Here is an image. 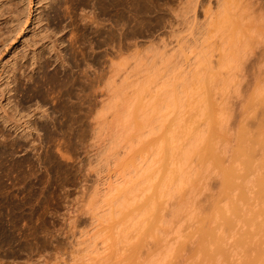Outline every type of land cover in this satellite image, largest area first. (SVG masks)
I'll list each match as a JSON object with an SVG mask.
<instances>
[{"label":"rangeland","instance_id":"rangeland-1","mask_svg":"<svg viewBox=\"0 0 264 264\" xmlns=\"http://www.w3.org/2000/svg\"><path fill=\"white\" fill-rule=\"evenodd\" d=\"M42 1L39 0L37 3V0H32L33 3L31 2L30 6L28 5L26 23L22 26V32L19 31L14 36L15 38H11H14L13 41L10 39V42L8 41L5 46L4 43L6 42L1 41L0 37V43L4 44L2 48L0 47V60H2L0 64V104L2 101L4 103L1 89L6 81V77L2 72V64L5 61H11L15 55L20 57L25 51L30 54V50L33 48L37 49V47L41 53L47 50L51 51L52 49H49L52 44L51 40L53 43L55 41V44H53L55 47H52L53 45L51 47L56 49V52L54 49L52 52L58 53L57 51L61 48L60 52L68 60L66 61L67 64H64L65 68L63 66L62 68L59 62L52 61L54 58L51 57L47 60L48 56L44 55L43 65L41 64V68L35 70L33 77L40 79V77L44 76L43 80L48 82L51 80L49 83L43 82L45 83V86L43 84L45 89L42 90L44 97H47L46 99L42 98V101H44V108H47L46 111L48 110V118L46 120H38L41 125H39L40 129L37 134L32 131L28 139L18 138L14 141L13 147H10V150L14 151L11 156L8 154L9 157L7 158V153L0 155V167L5 169L4 171L0 168V181L3 183L5 180L3 185L12 183L13 187H10L12 190L10 188L8 190L13 192L15 199L23 198L24 196V201L26 202L24 214L28 220L22 232L20 223H7L6 220L12 217L8 210L0 211V217L2 216L6 222L5 228L3 230L0 228V236L4 234L8 237H14L13 239L10 238V241L0 240V264H199L200 261L208 263L209 260L207 261L206 258L202 260L203 257L199 258L198 254L202 253L198 252V248L201 247L198 246L202 244L205 238L203 237L205 236L204 232L201 233L200 231L204 227L201 225L205 224L201 220L206 214H210L214 210L215 207L213 208L212 204L214 205L215 200L221 206H227L228 200L226 197L223 198V196H227V191L225 192L221 184L223 183L221 182L222 171H220L222 166L219 168L215 164V160L211 159L209 155H205V147L210 142L218 151L221 162L223 160L227 167L230 162L232 164L235 160L234 151L236 143H238L239 135L237 137V134L238 130H240L239 127L240 125H246L248 127L243 128L245 130L249 128L250 139L255 141L254 139L257 137L256 144L254 143L256 145L254 148L257 150H253V153L255 152L253 157L256 161H259L262 157V148H264V142H262L264 134L262 136L263 130H261L264 129V64L261 62L264 61V56L261 60L262 56L259 57L254 54L253 56L257 57L255 62L252 61L255 57L252 58L251 56L244 63V68L233 73L234 76H231L233 79L229 80L230 83L227 84L225 82L226 85L224 82L222 83V80L228 81L230 76L228 78L226 76L227 80L225 79V74H227L225 70L218 71L215 67L208 70V73L205 74L206 76L204 75L205 78L203 76L199 82L194 81L191 84L189 94L179 95L180 102L172 110L171 108L169 109L168 115L164 119L162 118L163 120L161 119L154 125L148 126L149 128L143 127L141 132L136 130L133 118L129 117L128 123L130 121L135 127H131L132 125L130 123L128 125L126 121L127 127H123H130L128 135L131 133V137L129 135V139L126 142L125 135L127 134L123 132L124 129L121 130L120 128V125H123L122 122H124L120 111L123 108L125 109L123 106H126L125 104L128 105V102L131 104V106L128 105L131 108L129 113L132 111V113L137 112L139 114L141 109L143 110H141L142 112L149 111L147 110L150 109L148 108L149 104L160 87L162 79L146 84L144 90L146 92L142 91L143 94L142 92L140 94V88L136 87L139 84L142 86V81L145 82L148 75L150 76L151 73L149 74L148 67L150 68L154 64L157 67L161 66L157 61V56L167 54L165 50L169 52V49L173 48L172 46H174L177 36L181 38L186 33H179V31H176L178 33H170V25H168L175 20L173 10L176 8L178 11V8L183 6L181 4L182 0H124L123 5L122 3L116 4L110 0V3L107 2L105 10H102L103 13H101V9L104 6L100 4H95L92 7L95 11L91 7H85L84 11L91 9L94 13L91 16L92 18L88 17L84 20L80 16L83 14L82 11L80 12L83 6L80 8L76 1V3L69 1L63 6L62 3L58 5L56 1L50 8H41ZM260 2L264 3V0H260ZM125 3L126 5H124ZM99 5L102 6L100 9H98ZM38 11H42L44 14L47 13V16L44 15L46 18L43 16V21L39 25L36 23ZM197 11V17L202 19V10L199 8ZM262 12H264V9ZM257 13L255 12L254 16ZM259 13L254 19H252L253 14L251 17H238L240 18V20L237 18L239 20L238 25L241 27L240 30H242L240 32L245 34L247 32L253 35L255 31H252V33L249 30H245L248 29V24L259 23L255 21L257 17L262 15L261 11ZM104 16L105 19L103 18ZM243 21H246L247 25ZM3 25L1 23L0 31L5 29ZM37 27L38 29H44V31L35 34ZM179 27L176 28L174 26L176 29ZM248 27L251 28L249 25ZM34 29L36 30L34 31ZM253 29L255 30V28ZM259 36H255L256 38L254 39L253 37L251 38L253 45L258 38H260L258 41L262 40L261 36ZM59 40L64 41L63 45H60L61 42ZM172 40H174V43ZM35 42L36 44H34ZM48 42H51V44H48ZM102 42H104L103 45ZM27 44H31V47L27 46ZM40 45L42 46L40 47ZM43 45L47 50L42 48ZM256 51L258 53L259 50ZM85 56L90 61V67L88 68L89 79L92 85L94 84L88 89L80 83L82 78L80 80L78 78L82 76L81 74L79 75V72L82 73V67L84 68V59L82 57ZM20 58H17V60L19 59L18 64L24 65L23 68L28 71L31 63L29 57L21 58L22 60ZM78 63H80V67H77L79 66L77 65ZM118 65L121 67L120 74L115 76V78L107 79L108 81L103 80L101 83L103 86L98 82L99 85L96 87V80L101 72L100 70L104 71L105 69V76L110 77L115 73L113 67L116 68ZM79 69L81 70L78 71ZM67 70L72 71L71 73L69 72L71 75L77 71L76 73L79 76L73 75L71 77ZM55 75L57 76L56 78ZM33 77L27 79L21 76L19 84L22 87L20 88L19 85L17 92L12 91L10 93L12 95L14 93L17 94L16 99L18 97L17 100H20L24 106L32 104L34 101L32 97L36 93L34 92L35 79ZM62 77L64 82L61 85L64 84V86H59L60 82H62L60 80ZM219 77L221 78L219 79ZM47 78H50V80ZM70 82H74V84L72 85ZM79 84L83 86V88L80 86L82 90L79 89ZM107 85L106 91L105 86ZM99 86L101 88L104 87V90L102 89L99 92L101 90V88L99 90ZM115 89L118 90L116 91ZM105 91L108 92V95L105 94ZM123 91L125 94H123ZM68 92H70V95H68ZM102 92L106 95L105 97H102ZM113 92L118 93L117 97H115L116 95ZM138 94H140V98ZM99 95L101 96L99 97ZM100 98L107 105L113 102L112 110H105L104 106L107 105L103 104L102 108L105 110L103 112ZM132 98H135L134 101L137 100L135 101L137 103ZM139 99H142V102H140L141 100L138 101ZM139 102V106H142L141 108L138 106L140 109L135 107ZM60 103L62 104L60 105ZM115 103L118 106H115ZM71 105H74V110H69V108H72ZM144 105H148V107H144ZM88 108L91 110H87ZM133 108L136 109L134 110ZM90 111H92L91 115ZM212 117L217 120V125L212 124ZM119 118H121V122L118 121ZM116 121L117 123H115ZM114 126L116 127L114 128ZM213 126H216L214 128H217V132L213 130ZM3 127L4 125L0 121V129L7 136L6 141H10L13 137H16L14 136L15 134L19 133V131H14V128ZM120 130L121 133L125 134H121V136L124 135L125 140H122L121 137L119 138V141L121 139L123 143L119 142V146H116L115 151L109 144V136H112V133L114 135L115 131L120 132ZM258 135L260 137L259 142H257V139H259ZM261 136L263 139H261ZM35 138L36 141L34 140V142L30 143ZM3 139L1 137L0 141H3ZM35 144L36 147H34ZM106 144L113 152L106 153ZM6 148L8 149L9 147L3 145L2 149L6 150ZM103 148H106V150L104 149V151ZM38 152H41V162L39 164L37 161L35 162ZM100 152L114 154L113 156L111 154L106 156V154ZM101 154L105 156L102 157ZM262 160L264 159L262 158ZM11 161H15L14 168L11 167L13 165ZM105 161L106 164L104 163ZM99 162L100 164H98ZM221 162L220 165L223 164ZM145 163L149 165V169L145 166L147 165ZM15 164L19 165V167L16 165V168ZM238 166L240 167V165ZM141 167L146 168L140 170ZM9 168L12 169L9 170L8 174L6 169L8 170ZM138 169L140 172L145 171L146 178L144 175L143 177L146 180L137 190L135 197L133 198L134 195L131 197L133 200L129 198L132 202L130 201L122 212L107 216L105 207L109 203L106 202V205H103L104 200L101 202L103 196L106 199L104 194L109 192V187H124L127 182L130 185L132 182L139 180L140 175L136 173ZM244 171H241L244 175L246 174V176L242 174L244 179L252 182L254 173L259 170H253L256 171L253 172V175L251 174L252 171H248L249 173L247 171L244 173ZM38 175L41 176V184L37 183ZM8 177L11 178L9 179ZM143 177L141 178L143 179ZM37 184L41 187L40 191ZM251 187L253 186L251 185ZM254 190L252 188L249 191L250 195H252ZM228 191L229 195H236L235 193L237 192L235 188ZM113 197H118V195ZM38 203L41 204L40 208L37 207ZM94 203L98 205L94 206ZM256 206L258 205L255 204ZM96 207H98V210H96ZM90 211H93V215H91ZM94 216L96 217L95 220L93 219ZM213 217L210 222L215 218ZM205 219L203 220L206 222L209 220ZM213 223L215 224V222L206 224L210 226L214 225ZM218 223L216 224L219 226ZM218 228L222 229L221 226ZM226 231L227 234L225 235L224 232ZM226 231H223L224 235L222 236H226V240L230 239L228 242L231 243L229 244L232 246V250H235L232 256L237 259L240 256L233 243L234 237L229 236L232 234L231 231ZM93 236L97 237V249L93 254L86 257L82 248ZM199 240L202 241L200 242ZM225 242L228 244L227 241ZM77 243H81V246H78ZM229 244L228 247H230ZM75 249L76 252H73ZM68 250L69 253L71 251L70 255ZM230 253L232 254L231 251ZM216 254L213 256L215 257L214 260L220 259L221 262H219L221 264H224V260L227 264H232L234 261L231 255L232 263H228V261H231L229 258L225 259L223 257L221 259L220 255Z\"/></svg>","mask_w":264,"mask_h":264},{"label":"bare ground","instance_id":"bare-ground-1","mask_svg":"<svg viewBox=\"0 0 264 264\" xmlns=\"http://www.w3.org/2000/svg\"><path fill=\"white\" fill-rule=\"evenodd\" d=\"M56 1L58 2V5H59V3L60 4L62 3V6H63V4L66 5V3L69 2V1H74L73 3L77 2V4L80 5V8L83 6L82 10H80V12L82 11L83 14H81V15L79 14V15L82 16L81 18L84 20V19H86L88 17H91L93 15L94 12L91 9H94L92 7L95 6V4H100V5L104 6V7H102V6L99 5L100 7L98 8V9H100L102 7L101 13H103L102 10L103 11L105 10L107 2H109L110 0H43L42 4H41V8L42 7H44V8H48L49 7L50 8L52 6V4L55 3ZM111 1H114L116 4H121L122 3V5H123V1L124 0H111ZM204 1L205 0H182L181 4H183V6H181V8L179 7L178 11L176 10V8L173 10L174 14H175V17H174L175 20L172 23L169 21L170 24H168V25H170L169 26L170 33L171 32L175 33L176 31H179V33H182V32L183 33L186 32V33H184V35L181 36V38H178L179 36H177V38L175 39L176 41L172 40V42L174 41L176 43V45L173 42L174 43V46H172L173 48L169 49L170 50L169 52L167 50H165V53H167V54H164V55L161 54V55L157 56V61H158V63L161 66L157 67L156 64H154V65H151L150 68L148 67L149 74L151 73L150 76L148 75V77L146 78L145 82L142 81V83H143L142 86H140V84H139L138 85L139 87L138 86L136 87V88H140L139 89L140 90L139 93L141 94V92L145 90L146 84L153 83V82H155L158 79H162V81L160 83V87L157 89L155 95L153 96V98L151 100V103L149 104V107H148V105L147 106L144 105V107L150 108V109H147V110H149L147 112H150V113L142 112L143 110L141 109L142 111L140 110V112L142 114L139 113L140 115L137 112L136 113L138 115L135 112H134L135 113L134 114V113H132V111H130V113H132V114H130L129 113V109L131 110V108H130L131 104H129L130 102H128V105H130V106L125 104L127 107L123 106V104L120 103V104H122L123 107H125V109L122 107L123 109L120 111L121 112L120 115H122V118H123L122 121H124V122H122L123 125H120V124L119 125L121 126L120 127L121 130L124 129L123 132L125 134L128 135L129 130H130V127H128V128H124L123 127V126L127 127L126 126L127 124H125V123H126V121L128 123V118L129 117L133 118V123L136 126V130L138 132L139 131L141 132L143 130V127H148V126L150 127V126L154 125L157 121H159V120L161 121L162 118L164 119L165 116L168 115L169 109L171 108V110H172V108H175V106L178 105V102H180V99L178 98L179 95L180 94L183 95V94H186V93L189 94L190 93V86H192L191 84H193L194 81L199 82L203 78V76L206 73H208V70L214 69L213 67L217 68L218 71L219 70H225L227 72V74H225V79H226V76H227V78L230 76L229 79H228V81H229L230 79H233V77H231V76H234L233 73L236 70L244 68L243 67L244 63L251 56H252V58L255 57L254 60L250 59V60H252L254 62H255V60L257 58L256 56H259V57L262 56L260 59L261 60L263 59V56H264V34H263L264 33V27H263L264 26V14H263L264 12H262L263 9H264V5H263L264 3L263 2H260V0H255L256 2L252 1V0H206V2H204ZM31 2H32V0H0V25H1V23L4 24L3 26L5 28L3 31H0V37H1V41H5L6 42V43H4L5 46H6L7 42L12 37L16 36L17 33H19V31L22 30V28H23L22 26L24 25V23H26L25 21L27 20L26 9H27L28 5ZM38 2H39V0H37V3ZM124 5H126V3ZM85 7H91V9H89L88 11H84ZM136 7H137V5H136ZM199 8H200V10H202V16H201L202 19H199L197 17V15H196V13L198 12L197 9H199ZM65 9H66V7H65ZM72 10H74V9H72ZM94 11H95V9H94ZM259 11H261L262 15L257 17L256 20H255V21H258L259 23L256 22L254 25L248 24L252 29L248 27V25L245 23L246 21L245 22L243 21L247 25V28H248L246 30L243 28L245 31H247V30H249V32L250 31L251 32L255 31L256 33L254 32V34L252 35V34H249L247 32H246V34L243 33V32H240L242 30H240L241 27L238 25V23H239L240 18H242L241 16H243V17L244 16L251 17V15L253 14V16H252L253 18L252 19H254L255 16L260 14ZM255 12H258V13H257V15L254 16ZM69 13H70V11H69ZM96 13H98V12H96ZM119 13H121V12H119ZM46 14H44V12H42V11H38L37 12V14H36V23L38 25H39V23L41 21H43L42 17L44 15H46ZM2 17H3V19H1ZM238 17H240V18H238ZM91 18H89V19H91ZM103 18L105 19V16ZM250 21H249V23H250ZM71 23H72V20H71ZM96 25H97V23H96ZM251 25L252 26L256 25V26L252 27ZM174 26H176V28L179 27V26L180 27L178 29H176V28H174ZM256 27H257V30H256ZM39 28H41V27H39ZM253 28H255V30ZM82 29H83V26H82ZM35 30L36 29H34V31ZM41 31H44V29H38V27H37V30L34 33L36 34L37 32L39 33ZM45 32H46V30H45ZM99 32H101V31H99ZM105 32H104V34L106 35ZM176 33H178V32H176ZM258 35L261 36L262 40L258 41L260 39V38H258V40L256 42L254 41L255 43L253 45L252 44L253 42L251 41V38L253 37V39H254V38H256L255 36L258 37ZM101 36H104V35H101ZM101 36H100V38H101ZM14 38L11 39V41H13ZM104 39H102V40H104ZM59 41L61 42L60 45H63L64 41H61V40H59ZM51 42H52V44H51ZM51 42H48V44H51L49 46V49H52L51 51H48L44 47V45H45L44 44L42 48H45V50H47V51L41 53V51L37 47L39 45L36 46L37 49L33 48L35 46L34 45L32 47L33 49L30 50L31 51L30 54H28L29 53L28 51H25V53H23V55H21L22 57L20 56L22 59L24 57H26V56L29 57L31 63H30V66L28 65L30 67V68L28 67V69H29V70L27 69L28 71H26V69L23 68L24 65L22 66V65L18 64V60L19 59L17 60V58H20V57L19 56L16 57V55L15 56L13 55L14 57L12 58L11 61L7 60V61H5L2 64V68H3L2 72L4 73V75L6 77V81L3 83V88L1 89V91H2V100H4V103L2 101L1 104H0V121H1L2 125H4L5 128H7V127L14 128V131H19V133H20V134L18 133L19 135L15 134L14 136H16V137H13L10 141H6L7 136H6L5 132L2 129H0V133H1L0 134V138L1 137L4 138L3 141H0V143L2 145V147L0 148L1 149L0 155H3L5 153H7L6 154L7 158L9 157L8 154H10V156H11L12 153L14 152V151L10 150V147H13L14 141H16V139H18V138H27L28 139V137H30V135L32 134V131L36 132V134H37L39 129H40L39 125H41V124L38 123V120H46L48 118V110L46 111L47 108L46 109L44 108L45 107L44 104H43L44 101H42L43 100L42 98L46 99L47 97H44V94L42 93V90L45 89V88H43V84L45 86V83H43V82L49 83L51 80H50V78H47L48 80H50L49 82L43 80L42 79L44 77V76H42L43 74L41 75L42 77H40V79L39 78L35 79L33 77L34 73H35V70H38L39 68H41V64H42L43 59L45 57L44 55L48 56L47 60H49V58H51V57L54 58V59H52V61L54 60L55 62H59L61 67L62 66L64 67V64H67L66 61H68V60H66L67 58L65 59L64 58L65 56L60 52L61 48L59 49V51H57L58 53H55L56 49L52 48V47H55L53 45V44H55V41L53 43V41L51 40ZM70 42H71V40H70ZM106 42H105V44H106ZM103 43L104 42H102V45H103ZM163 43H164V41H163ZM4 44H1L0 47L2 48V46ZM34 44H36V42ZM165 44H167V42H165ZM30 45L27 44V46H30ZM41 46L42 45H40V47ZM165 46H169V45H165ZM5 49H6V47H5ZM53 49L55 50L54 53L52 52ZM38 50H39V52H37ZM256 50H259L258 53H257ZM72 53H75V52H72ZM0 54H1V51H0ZM64 54H65V52H64ZM254 54H256V56H253ZM80 55H82V54H80ZM84 55H86V54H84ZM73 57H75V56H73ZM21 58H20V60H22ZM82 58L84 59L83 60L84 61L83 62L84 63L83 64L84 68L82 67V73L79 72V75L81 74L82 76L78 77V78H79V80H80V78H82V80H80V83L86 89H88V88L94 86V84L92 85V83H91V81L89 79V75L90 74L88 72V68L90 67V65H89L90 61H89V58H87V56L82 57ZM45 60H46V58H45ZM52 61H51V63H52ZM1 62H2V60H0V64H1ZM75 62H77V61H75ZM258 62H260V61L258 60ZM19 63H20V61H19ZM261 63L264 64V61H262ZM52 64H54V63H52ZM77 65H79L77 67H80V63H78ZM83 65L81 64V66H83ZM113 68H114V72L115 73L112 76L107 77V75L105 76L106 73H104L105 69L102 67V69H104V71L100 70L103 73L102 74H101V72L99 73V75L97 77V80H96V83H97L96 87H98V85H99L98 82L101 85L103 80H107L109 78L110 79L111 78H115V76H118L120 74L119 73L121 71L120 65L116 66V68L115 67H113ZM80 70L81 69H79L78 71H80ZM16 71H17V74H16ZM54 71H56V70H54ZM69 72H70V70L68 71V73ZM76 72H75V74H77ZM57 74L59 75V73H57ZM75 74H73V75L74 76H79L78 74L77 75H75ZM56 75H55V78L57 77ZM73 75H71V77ZM21 76L25 77L27 79H30L32 77L35 79L34 80V86H35L34 92L36 94L34 95V97H32V98H34V101H33L32 104H29L27 106H24L23 104H21L20 100H17L18 97L16 99V95L17 94H15V93L13 95L10 94L12 91L17 92L18 91L17 88H19V87L21 88L22 87V85L19 84L20 83L19 82V78ZM205 76H204V78H205ZM58 77L60 78V76H58ZM222 77L224 78V76H222ZM59 78H58V80H59ZM220 78L221 77H219V79ZM60 80L62 81L63 77ZM228 81H224V79H223L222 83L224 82V84H225V82H226L227 84H229L231 80L229 82ZM58 82H60V81H58ZM63 82L64 81L60 82L59 86H64V84L61 85V83H63ZM66 82H65V86L68 84V82H67V84H66ZM71 84L73 85L74 82L71 83ZM81 84H79V89H81V87L83 88V86ZM108 84H109V82H108ZM101 86H103V85H101ZM101 86H99V90H100ZM71 87L73 88V86H71ZM105 87H106L105 90L107 91L108 85L105 86ZM120 88H122V87H120ZM102 89L104 90V87H102L99 92H101ZM31 90H33V89H31ZM71 90H73V89H71ZM115 90L117 91L118 89H115ZM53 91H55V90H53ZM58 91H59V89H58ZM63 91H64V89H63ZM120 91H122V90H120ZM34 92H32V93H34ZM70 92H68V95H70L69 94ZM103 92L101 93V95H103L102 97H105L106 95H104ZM108 92H109V90H108ZM108 92H106L105 94H107ZM144 92H146V91H144ZM44 93H45V90H44ZM65 93H66V90H65ZM114 93L115 92H113V94ZM123 94H125V92ZM140 94H138L139 98H140ZM142 94H143V92H142ZM48 95H46V96H48ZM101 95H99V97ZM114 95H116L115 97H117L118 93H115ZM31 96H33V95H31ZM135 97H137V95H135ZM32 98H31V100H32ZM102 99L100 101L102 102L101 109L103 110V112L106 109L107 110H110V109L112 110L113 102L110 105L109 104L107 105L105 103V101L102 100ZM134 99H133V101H134ZM142 99H139L138 101L141 100L140 102H142ZM135 101H137V100H135ZM63 102H64V100H63ZM140 102L138 104H136V106H135L138 109H140L142 107V106H139ZM58 103H59V101H58ZM135 103H137V102H135ZM61 104L62 103H60V105ZM103 104H106L107 106H104ZM73 106H72V108H69V110L70 109L74 110ZM87 106H89V105H87ZM103 106H104L105 110H104V108H102ZM115 106H118V105L116 104ZM74 108H76V107H74ZM115 108H117V107H115ZM133 109L135 110L136 108H133ZM64 110H66V109H64ZM87 110H91V109L88 108ZM116 110L118 111V109H116ZM117 111H116V113H118ZM91 112L92 111H90V115H91ZM100 114H103V113H100ZM132 115H134V116H132ZM49 116H51V115H49ZM116 119H118V118H116ZM212 119H213V117H212ZM120 120H121V118H119L118 121L121 122ZM213 120H212V124L215 125L217 120L215 118ZM115 123H117V121ZM129 123H130V121H129ZM129 123H128V125H129ZM158 123H160V122H158ZM244 124H245V122H244ZM130 125H132V124L130 123ZM134 125H132L131 127H135ZM115 127L116 126H114V128ZM214 127H216V126L212 127L213 130L216 131L217 128H214ZM243 127H248V126L240 125V127H239L240 130H238V134H237V137L239 135L238 141H237L238 143H236L237 145H236L235 151H234V157H235L234 159L235 160H234V162L232 164L230 162L227 167L224 164L223 160L221 162V160H220L221 158H220L219 154L217 153L218 151L216 150V148L210 142H208L206 147H205V152H206L205 155H209V157H211V159L215 160L214 162H215V164H217L219 166V168L222 166L221 169H220V171H222V173L221 172L220 173L223 176V178L221 176V180H222L221 182H223V183H221V184H222V188L225 189V192L227 191V193H226L227 196L225 195L224 191H223L224 192L223 194L225 196H223V195L222 196H223V198L226 197V199L228 200L227 201L228 203H226L227 206H221L220 204H219L220 205L219 206L218 205V201L215 200L214 205L212 204V207L213 208L215 207L214 210L212 208L213 211L211 210L212 212H210V214L209 213L206 214L204 216V218H202V220H201L203 222V224L204 223L205 224L206 223L212 224V222H215V224L213 223L214 225H210V226H207V224L206 225L205 224L201 225V226H204L203 227L204 230H203V228H201L202 230H200V231H201V233L204 232L205 236H203V237H205V238L203 239V241L199 240L200 242L202 241V244H199V246H198V247L201 246L200 248H198V252H202V253H198L199 254V258L203 257L202 260H204L206 258L207 261L209 260L210 264H219L221 262L219 258H217L219 260H216V261L214 260L215 257H213V256L216 253H217L216 255H218V256L220 255L219 257H221V259H223V257L225 259L229 258V260H231V261H228V263L229 262L232 263V259H233L234 261H233L232 264H264V160H262V158L264 159V148H262L263 149L262 157L259 159V161H256V159L253 157L254 156L253 154H255V152L253 153V150L255 151V149H256V148H254V146L256 147V145H255L256 143L255 142H256V138L257 137L254 139L255 141L251 140L250 139V135H249L250 130H248L249 128L248 129L246 128V130H245V128H243ZM111 129H113V128L111 127ZM118 130H119V128H118ZM121 130H120V132L115 131L116 133L114 135L112 133V136H109V138L111 139V140L109 139V144H111V147L114 150L116 149V146H119L118 144H119V142H121V139L125 140L124 139L125 138L124 137L125 134L123 132L121 133ZM261 130H263V133H262V136H263L264 129H261ZM261 130H260V132H261ZM239 131H240V133H239ZM121 134H124V135L121 136ZM127 135H125L126 136V140H125L126 142L129 139L128 138L129 135L128 136ZM259 135H260V133H259ZM259 135H258V137H259ZM262 136H261V139L264 138V137L262 138ZM120 137H121V139L119 141ZM130 137H131V135H130ZM131 139H133V138H131ZM34 140L36 141V138L32 139V141H30V143L34 142ZM263 140H262V142H264ZM259 141H260V137H259V139H257V142H259ZM121 143H123V142H121ZM252 144H253V146H252ZM3 145L4 146L7 145L9 148L8 149L6 148V150L2 149ZM16 146H18V145H16ZM106 146H107L106 153L107 152H113V151H111V148L109 149L108 144H106ZM106 146H104V147H106ZM34 147H36V144H35ZM104 149L106 150V148H103V150ZM100 153H102V152H100ZM106 153L103 152L102 154H106ZM102 154H101V156L104 157L105 155L103 156ZM109 154H111L113 156L114 153L113 154L109 153ZM109 154H106V156L109 155ZM36 156H37L36 157L37 160H35V159L34 160H35V162L37 161L38 164H39L41 162V152H38V154H36ZM101 156H99V157L101 158ZM108 158H110V157H108ZM98 160H100V159L98 158ZM14 162L15 161L12 162L13 163V165H11L12 168H14ZM107 162H108V160H107ZM220 162H221V164L222 163L223 164L220 165ZM237 162L239 164H235ZM104 163L106 164V161ZM98 164H100V162ZM145 164H147V163H145ZM16 165L17 164H15V166ZM238 165H240V167ZM17 166L19 167V165H17ZM17 166H16V168H17ZM145 166L148 167V169H149V165L148 164L145 165ZM103 167H104V164H103ZM146 167H143V168H146ZM0 168H2V167H0ZM12 168H9L8 170L6 169V171H8V174H9V170H11ZM143 168L141 167L140 170H143ZM257 169L259 171H257ZM3 170L5 171V169H3ZM243 170H245L244 173H246V171H247V173L252 171L251 172L252 175H253V172L257 171V173H254V175H253L254 177L251 175L253 177L252 182H248L249 180H245L244 179V177H243L244 174L242 173ZM253 170H256V171H253ZM134 171H136V170H134ZM136 173L138 175H140V179L139 180H137L135 182H132L130 185H128L129 183L127 182V185H125L124 187L123 186L119 187V188L117 186L112 187V188L109 187L110 188L108 190L109 192H106L108 194H106V193L104 194L106 196V199L103 196L101 202L104 200L103 201V203H104L103 205H106V202L109 203L107 205V207L104 206L106 208L105 209V211H106L105 214L107 216L118 214V213L122 212L124 207L126 208L127 205L129 204V202L131 201V200H129V198L133 200L137 190L139 189L141 184L143 182H145V180H146V179L144 180L145 171H141L140 172L139 169H138L136 171ZM143 175H144V177H143ZM1 176H3V175H1ZM244 176H246V174ZM11 177H12V174H11ZM141 177H143V179ZM37 178H38L37 183H40V180H42L41 176L38 175ZM12 179H14V178H12ZM4 182H5V180L3 181V183ZM3 183H2V181H0V211L4 210V209L8 210L9 213L12 214V217H10L11 219L6 220L7 223L8 222H10V224H16V222L20 223L21 224V228H22V232H23L24 229H25V226L27 225V222H28V220H27V218H26V216L24 214V210L26 209V208H24V206L26 204V202L24 201V196H23V198H16L15 199V197L13 195V192L8 190V188L13 187L12 183L10 182L11 183L10 185L9 184L8 185H3ZM13 185H15V183H13ZM249 185H250V187H249ZM251 185L253 187H251ZM40 188L41 187L39 186L38 187L39 191L41 190ZM233 188H235L236 191H237L235 193L236 195H233V194L229 195L230 193H229L228 190H231ZM252 188H253V190L256 189L252 193L253 196L250 195L251 193L249 192V191H251ZM41 194H42V192H41ZM38 195H37V197H38ZM117 195H118V197H115V198L113 197V196H117ZM255 195H256V197H255ZM132 196H133V198H131ZM228 196H229V198H227ZM252 197L255 198V199H253ZM253 201H254V203L256 201H258L257 203H255L258 206L255 207V204L253 203ZM97 205L95 204L94 206H97ZM37 207L40 208L41 204L38 203ZM100 207H101V205H100ZM96 208H97L96 210H98V207H96ZM90 210H91V208H90ZM94 210H95V208H94ZM16 211H17V214H16ZM214 211H217V212H215L217 215L214 213ZM86 212H87V209H86ZM3 213H4V211H3ZM3 213H2V215H3ZM90 213H91V215H93L92 214L93 211H90ZM213 214H215L216 216L213 215ZM208 215L211 216V217L209 218ZM212 216H214L216 219L213 217L215 219V221H213L214 220L213 219L212 222H210ZM95 218L96 217L94 216L93 219L95 220ZM218 218H219V221H218ZM203 219H205V220L209 219V220H207V222H206ZM3 220H4V218L1 216L0 217V228L2 230L6 226L5 225V223H6L5 220L4 221ZM93 222H95V221H93ZM216 223H218L219 226L222 227V229L225 227L223 229V231L229 230V231L232 232V234L229 235V236H233L234 237V240H233L234 242L233 243H234V246L238 249V250L236 249V251H237V253H239L238 254L240 256L239 258L237 257V259H235V256H232L235 250L234 251L232 250V248H231L232 246L230 245L231 243L228 242L230 239L226 240L227 237L226 236L225 237L222 236V235H224L223 231H222L221 228L220 229L218 228L219 226ZM215 226L218 229L215 230L214 229V228H216ZM237 227H240V228H237ZM221 231H222V233H221ZM4 233H5V231H4ZM217 233H219L220 235L217 234ZM224 233L226 235L227 231L224 232ZM10 238L13 239L14 237L13 238L12 237H8V236H5L4 234L2 236H0V240L1 241H6V240L10 241ZM96 239H97V237L93 236V238L90 241H88V242H86V244H84V246L82 248V251L84 252V256L88 257L89 255L93 254L96 251L97 245H98V243L96 242ZM225 241H227L228 244L230 243L229 244L230 247H228V244H226ZM77 245L81 246V243H77ZM235 247H233V248L235 249ZM78 248H76V249L79 250ZM227 248H228V250H227ZM76 249L73 250V252H76ZM199 249H201V250L199 251ZM229 249L232 252V254L230 253ZM68 253H69V250H68ZM70 253H71V251H70ZM70 253H69V255H70ZM230 255H231V257H233L232 259H231ZM209 262L208 263L205 262V263L209 264ZM201 263L205 264L203 261H200L199 264H201ZM224 264H227V262L225 263V260H224Z\"/></svg>","mask_w":264,"mask_h":264}]
</instances>
